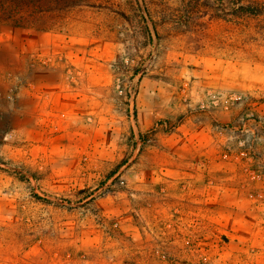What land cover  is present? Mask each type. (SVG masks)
Returning a JSON list of instances; mask_svg holds the SVG:
<instances>
[{
	"label": "rangeland",
	"instance_id": "1",
	"mask_svg": "<svg viewBox=\"0 0 264 264\" xmlns=\"http://www.w3.org/2000/svg\"><path fill=\"white\" fill-rule=\"evenodd\" d=\"M230 1L0 0V264H264V7Z\"/></svg>",
	"mask_w": 264,
	"mask_h": 264
},
{
	"label": "trees",
	"instance_id": "2",
	"mask_svg": "<svg viewBox=\"0 0 264 264\" xmlns=\"http://www.w3.org/2000/svg\"><path fill=\"white\" fill-rule=\"evenodd\" d=\"M223 2H224V0H222ZM248 2V1H252L258 8H260V7H264V0H240V6H237V5H235V3L233 4V2L232 1H230L231 2V4H233V6H234V11L236 10V8H238L237 10L239 11L240 9H244V7L246 8V5L244 6L243 4H244V2ZM236 10V11H237ZM246 12V11H245ZM244 12V13H245ZM259 13H253V14H251V15H249V16H253V18L255 17V18H259ZM241 16H243V17H249V16H247V14L246 15H241ZM241 16L240 17H238V16H234V18H237V19H239V18H241ZM139 72H140V70H136L135 72H134V76H137L138 74H139Z\"/></svg>",
	"mask_w": 264,
	"mask_h": 264
}]
</instances>
